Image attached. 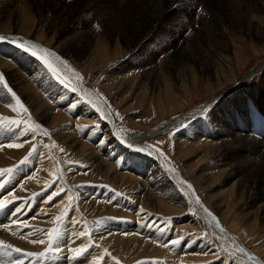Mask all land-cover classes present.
<instances>
[{
	"label": "rangeland",
	"instance_id": "obj_1",
	"mask_svg": "<svg viewBox=\"0 0 264 264\" xmlns=\"http://www.w3.org/2000/svg\"><path fill=\"white\" fill-rule=\"evenodd\" d=\"M0 36L1 117L33 126L0 130V243L62 231L0 264H264V0H0Z\"/></svg>",
	"mask_w": 264,
	"mask_h": 264
},
{
	"label": "snow or ice",
	"instance_id": "obj_2",
	"mask_svg": "<svg viewBox=\"0 0 264 264\" xmlns=\"http://www.w3.org/2000/svg\"><path fill=\"white\" fill-rule=\"evenodd\" d=\"M6 39H8V38L0 36V41L6 40ZM17 47H21V48H23L24 51L30 52L31 55L36 56L38 59H40L44 63V65L53 72V74H58L57 69L55 67H53V63L50 60V56H52L54 54L50 53L49 50L44 49V48L37 46L35 44H32L30 42H19V43H17ZM56 59H59V57H56ZM61 63H63V61H61ZM65 67H67V65H65ZM77 78L82 80V77H77ZM0 81H3L2 76H0ZM3 87L7 88V91L9 93H11V97L15 101L14 104L9 103L8 107H10L13 112H18V110H21L23 113H28V109L24 106V104L21 102L20 98L16 95V93L10 87H8L6 82L3 83ZM29 120H30V114H29L28 118L24 121L9 120L6 117H0V123L8 124V125H14L17 127H20V125L23 123V124L28 126V130H32L33 126L28 124ZM34 128L35 129H42V126L38 123H35ZM43 134L45 136L49 135V133L46 130H43ZM7 147L19 149V148L23 147V144L22 143H13V144H8ZM35 150H36V148H35V146H33L32 151L29 153V157L32 155V152H34ZM61 151H63V149H61ZM161 155H163V153H161ZM27 160H28V157H26L24 161H21V163L22 164L26 163ZM15 171H16L15 169H11V168L0 169V188H3L6 183H10V180L8 179V177H11ZM188 187L191 188V185H188ZM48 199L50 200L51 196H49ZM197 202H199V201H197ZM7 203H8L7 201L0 200V209L5 208L7 206ZM205 211H207V210L205 209ZM13 212L17 215V217H19L20 215L24 214L25 209L22 208L21 206L17 205V207L15 209H13ZM209 215H211V214L209 213ZM57 219L59 220L60 218L57 217ZM213 219H215V218L213 217ZM13 223L19 225V224H22L23 222L20 221L19 219H17ZM40 231H42V230H40ZM61 239H62V231H61V228L58 226L56 229H53L47 233V249H46V252H42V253H38V254L37 253H30V252H23V250L20 248H12L11 251H8V249L11 248V246L7 245V244H2V243H0V248H3L5 251V254L9 255V256L12 254V252H15V253L21 254L24 257H36L37 260H39L42 258H46L48 252L58 253L60 251ZM32 243H34V244L35 243L45 244V240L44 239H38V240L32 241ZM90 246L91 245H84L81 247H77L75 249H70L71 251L74 252V256L72 258L75 259V258L81 256L85 251H87V248ZM14 264H23V260H17L14 262Z\"/></svg>",
	"mask_w": 264,
	"mask_h": 264
},
{
	"label": "bare ground",
	"instance_id": "obj_3",
	"mask_svg": "<svg viewBox=\"0 0 264 264\" xmlns=\"http://www.w3.org/2000/svg\"><path fill=\"white\" fill-rule=\"evenodd\" d=\"M15 41V39L13 40V42ZM18 42H30V41H25V40H17ZM30 43H32V44H35V43H33V42H30ZM36 45V44H35ZM44 49H46V48H44ZM213 49V48H212ZM47 50H49V49H47ZM50 51V50H49ZM50 53H52V54H54V52H52V51H50ZM167 56V55H166ZM56 55L54 54V55H52V56H50V60L58 67V69H60L61 70V72H63V74L64 75H66L70 80H71V82H72V84H74L75 82H76V80L74 79V76H72L71 74H70V72H69V70L67 69V67H65V64L64 63H61V60L60 59H56ZM15 78V77H14ZM17 84V83H16ZM78 87H80V92H82L84 95H86V97L87 98H89V99H92V100H95V98L91 95V93L92 92H89L88 91V89H86L84 86H82V85H78ZM77 88V87H76ZM91 100V101H92ZM100 103V102H99ZM97 104V103H96ZM95 104V105H96ZM102 107V106H101ZM85 113H87V112H85ZM236 139V138H235ZM244 139V138H243ZM122 142L125 144V146L127 147V145H128V142L127 141H123L122 140ZM233 142V141H232ZM236 142V141H235ZM241 142V141H240ZM244 142V141H243ZM246 142V141H245ZM245 142H244V144H245ZM253 142V141H252ZM39 143H41V144H43L44 146H46L47 148H50L49 146V144L47 143V139H44V138H40L39 139ZM226 145H229V146H231L232 144H231V141H230V143H229V141L227 142V144ZM225 145V147H227L228 148V146H226ZM233 146V145H232ZM231 148V147H230ZM152 152V151H151ZM261 154V153H260ZM262 156V155H261ZM264 157V156H263ZM262 157V158H263ZM246 161H244V163H245ZM262 162V161H261ZM239 164H241L240 162H239ZM247 164V163H246ZM249 165V164H248ZM251 165V164H250ZM244 166V165H243ZM243 178V177H242ZM242 181V180H241ZM243 182V181H242ZM180 185H182V188L183 189H185L184 188V186H183V184L182 183H180ZM187 190V189H186ZM199 206V208H198V212L200 213V216H201V218L204 220V222H206L208 225H211V223H210V221H214V220H212V219H209V218H211V217H209L207 214H205L204 213V211L201 209V207L202 206H200V205H198ZM204 215H207V217H209V218H206ZM210 220V221H209ZM214 224H215V227L219 230V231H221L226 237H228V239H231L232 240V242L235 244V245H240L236 240H235V238L234 237H232V235H230L223 227H222V225H220L219 223H217L216 221H214L213 222ZM238 247V246H237ZM241 251H242V249L240 248V247H238ZM242 253L243 254H245V255H249V252H247L245 249H243V251H242ZM251 258H252V256H251ZM253 259V262H256V264H260V260H257V259H255L254 257L252 258Z\"/></svg>",
	"mask_w": 264,
	"mask_h": 264
},
{
	"label": "crops",
	"instance_id": "obj_4",
	"mask_svg": "<svg viewBox=\"0 0 264 264\" xmlns=\"http://www.w3.org/2000/svg\"><path fill=\"white\" fill-rule=\"evenodd\" d=\"M9 110H10V109H9ZM1 114H2V113H0V117H1ZM8 128H9L8 126H5L4 124H0V130L4 129L5 132L12 133L13 136H14V133H15V132L13 133V132L10 131ZM42 134H43V131H42ZM0 138H1V137H0ZM39 139H40V138H39Z\"/></svg>",
	"mask_w": 264,
	"mask_h": 264
},
{
	"label": "water",
	"instance_id": "obj_5",
	"mask_svg": "<svg viewBox=\"0 0 264 264\" xmlns=\"http://www.w3.org/2000/svg\"><path fill=\"white\" fill-rule=\"evenodd\" d=\"M240 248H242L240 245H238Z\"/></svg>",
	"mask_w": 264,
	"mask_h": 264
}]
</instances>
